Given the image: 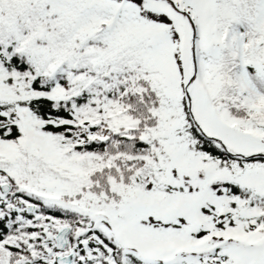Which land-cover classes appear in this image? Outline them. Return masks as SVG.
<instances>
[{"label": "snow or ice", "instance_id": "snow-or-ice-1", "mask_svg": "<svg viewBox=\"0 0 264 264\" xmlns=\"http://www.w3.org/2000/svg\"><path fill=\"white\" fill-rule=\"evenodd\" d=\"M0 264H264V0H0Z\"/></svg>", "mask_w": 264, "mask_h": 264}]
</instances>
